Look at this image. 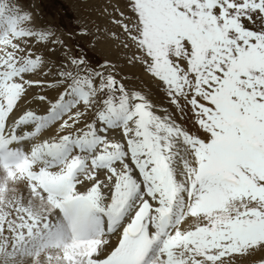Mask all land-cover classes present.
I'll use <instances>...</instances> for the list:
<instances>
[{"label":"snow or ice","instance_id":"snow-or-ice-1","mask_svg":"<svg viewBox=\"0 0 264 264\" xmlns=\"http://www.w3.org/2000/svg\"><path fill=\"white\" fill-rule=\"evenodd\" d=\"M75 29L0 0V264H264V0Z\"/></svg>","mask_w":264,"mask_h":264},{"label":"rangeland","instance_id":"rangeland-1","mask_svg":"<svg viewBox=\"0 0 264 264\" xmlns=\"http://www.w3.org/2000/svg\"><path fill=\"white\" fill-rule=\"evenodd\" d=\"M27 2L35 7L42 21L67 32L76 30L75 24L81 16L89 13L92 0H27ZM81 43L84 41L81 40ZM92 54L95 58L102 59L114 56L115 52L108 45L101 44L92 50Z\"/></svg>","mask_w":264,"mask_h":264},{"label":"bare ground","instance_id":"bare-ground-1","mask_svg":"<svg viewBox=\"0 0 264 264\" xmlns=\"http://www.w3.org/2000/svg\"><path fill=\"white\" fill-rule=\"evenodd\" d=\"M106 47H107V46H106ZM134 71L136 72L137 76H139L140 70H139V69H135ZM128 74H131V75H132V73H128ZM140 74H141V73H140ZM145 80H147V77H145ZM149 83H150V82H149Z\"/></svg>","mask_w":264,"mask_h":264}]
</instances>
